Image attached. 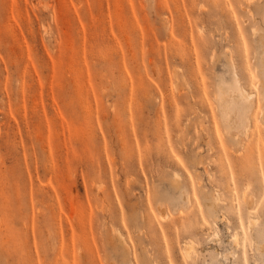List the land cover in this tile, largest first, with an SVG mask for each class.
<instances>
[{"label":"rangeland","instance_id":"rangeland-1","mask_svg":"<svg viewBox=\"0 0 264 264\" xmlns=\"http://www.w3.org/2000/svg\"><path fill=\"white\" fill-rule=\"evenodd\" d=\"M0 264H264V0H0Z\"/></svg>","mask_w":264,"mask_h":264},{"label":"bare ground","instance_id":"bare-ground-1","mask_svg":"<svg viewBox=\"0 0 264 264\" xmlns=\"http://www.w3.org/2000/svg\"><path fill=\"white\" fill-rule=\"evenodd\" d=\"M234 78H235V82H236V87H237V92H235L234 94H237V96L238 95H240V96H244L246 99H248L249 101L252 99V95H250L245 89H243L240 85H239V79H238V76H237V74L235 73L234 74ZM233 94V95H234ZM232 95V96H233ZM252 223H254V222H252ZM253 225V224H252ZM189 247V246H188ZM194 248V247H193ZM187 250H189V249H187ZM191 251V250H190ZM189 251V252H190ZM191 254V253H190Z\"/></svg>","mask_w":264,"mask_h":264}]
</instances>
